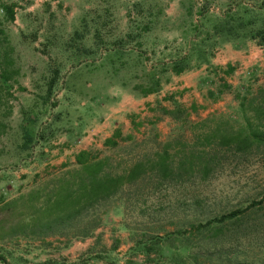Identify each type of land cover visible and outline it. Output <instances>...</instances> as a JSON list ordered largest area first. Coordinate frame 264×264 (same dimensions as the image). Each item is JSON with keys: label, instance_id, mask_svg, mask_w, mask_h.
Returning a JSON list of instances; mask_svg holds the SVG:
<instances>
[{"label": "rangeland", "instance_id": "rangeland-1", "mask_svg": "<svg viewBox=\"0 0 264 264\" xmlns=\"http://www.w3.org/2000/svg\"><path fill=\"white\" fill-rule=\"evenodd\" d=\"M259 3L260 0H0V6H14V22L3 23L0 28L13 48V68L18 71L9 82L11 89L0 82V197L4 201L17 197L49 175L59 173L63 166L72 165L68 162L55 171L59 164H48L51 159L43 149L73 148V144L65 142V133L75 129L79 119L85 120L86 128L91 127L111 117L123 99L142 98L138 87H146L151 66L184 50L188 41L204 39L217 17L242 8L253 10ZM203 7L208 9L205 16L199 13ZM261 15L256 16L261 19ZM261 25L256 23V27ZM214 39L217 46L213 55L223 47L222 38ZM120 41L122 54L113 50ZM81 59L82 66L75 67ZM85 61L93 65L85 67ZM55 69L60 71L59 80L47 96V83ZM208 88L209 84L196 81L185 92L181 90L180 99L184 105L201 100ZM212 89L219 91L217 86ZM159 102L172 107L159 99L154 103L155 111L148 108L150 118L143 116L144 120L138 121L130 114L139 125L132 138L137 143L146 142L147 148L155 149L176 138L192 140L191 125L212 114L201 106L197 112L184 106L185 120L170 121L166 116V122ZM201 102L206 109L209 107ZM157 119L161 120L157 123ZM26 133L32 136V142L25 150ZM126 137L129 136L117 140V148H93L87 152L101 156L115 153L130 145L122 141ZM140 188L142 196L138 201L131 195L126 205L117 202L103 217L102 226L87 239L67 242L52 237L18 238L0 242L4 264H15L18 258L39 264L46 256L68 264H125L128 259L139 264H264V211L249 209L235 225L225 222L223 230L228 231L223 236L209 231L213 225L220 226L214 219L246 209L252 201L264 197V158L236 170L226 169L207 182L191 180L161 187L151 196H147V185ZM207 223L211 225L206 228ZM177 229L182 235L159 242L147 259L130 251L142 233L163 236L165 230ZM228 237L236 240L220 243ZM113 246L117 249L110 251ZM13 258V263L9 262Z\"/></svg>", "mask_w": 264, "mask_h": 264}, {"label": "trees", "instance_id": "trees-1", "mask_svg": "<svg viewBox=\"0 0 264 264\" xmlns=\"http://www.w3.org/2000/svg\"><path fill=\"white\" fill-rule=\"evenodd\" d=\"M0 7V26L14 22V6L2 4ZM255 12L256 15L262 14L261 19ZM199 13L205 16L208 9L203 7ZM257 22H262V25L256 27ZM214 38H222L223 45L232 42L236 49L254 41L259 46H264V0H260L253 10L242 8L217 17L210 30L205 33L204 39L188 41L184 50L169 57L167 61L151 66L149 72L152 75L149 76L146 87H138L142 90L141 95L146 97L156 94L172 76L198 69L201 65L209 66L217 46L214 41L217 39ZM122 48L123 42L120 41L113 50L122 54ZM12 52L13 48L4 30L0 28V82L7 89H11L9 82L18 74L13 68ZM84 56L81 58L84 59ZM192 57L195 58L193 63ZM81 64L82 59L75 67L82 66ZM92 65L84 62L85 67ZM231 71L230 67L224 70L225 73ZM59 74V69L53 71L47 83V96L57 85ZM165 75L167 76L163 78ZM227 89L223 85L218 93ZM208 95L214 98L213 92ZM168 99L171 100L172 107L159 106L161 113L174 121L185 120L182 118L187 116V110L173 101L172 97ZM234 99L237 106L230 112H214L193 123L190 141L176 138L152 149L147 148L146 142L137 143L132 137H126L122 141L130 145L122 150L105 156L80 152L76 155L74 164L63 166L59 173L49 175L26 193L6 201L0 197V242L18 238L45 240L52 237L65 239L67 242L87 239L102 226L103 217L117 202L121 201L126 205L127 198H131V195L138 201L142 196L139 192L141 185H147V196H151L161 187L184 184L191 180L207 182L226 169L236 170L264 158V83L257 88L243 87L241 91L235 92ZM24 136L23 146L26 150L32 142V136L29 133ZM119 138L115 134L105 141L104 146L119 147ZM249 209L264 211V197L252 201L246 209H237L214 219L220 226L213 225L209 231L214 232V236L224 235L228 231L223 230L224 223L235 225ZM210 225L207 223L205 227ZM174 235H182V232L180 229L173 232L165 230L163 236L158 233L152 236L142 233L140 238L133 241L130 251L147 259L151 252L156 251L159 242L169 240ZM225 240L220 243L229 242L231 237ZM116 249L117 246H113L110 251ZM3 256H0L1 264L5 263ZM14 260L13 258L9 262L13 263ZM16 260L15 264H27L24 259ZM68 263L65 260H46L39 264ZM125 264L139 263L128 259Z\"/></svg>", "mask_w": 264, "mask_h": 264}, {"label": "crops", "instance_id": "crops-1", "mask_svg": "<svg viewBox=\"0 0 264 264\" xmlns=\"http://www.w3.org/2000/svg\"><path fill=\"white\" fill-rule=\"evenodd\" d=\"M227 67L231 68L232 71L230 73L224 72ZM220 70L221 74H219ZM196 81L200 82L201 85L209 84V88L202 95L201 100H193L188 105H184L183 100L180 99L182 91L185 92L186 89L191 88ZM263 83L264 46H259L255 41L247 42L241 49H236L232 44H225L219 52L215 53L209 66L193 69L179 76H172L170 81L163 84L160 91L156 94L138 99L133 98L134 96L132 99H123L112 110L111 117L104 121H99L91 127L86 128L85 120L78 121L75 129L72 131L67 130L65 133V142L73 144V148L62 149L61 146L52 149L50 146L49 148L43 149V151L45 152V156L51 159L48 164L52 166L59 164L54 169L56 171L68 162L74 164L75 157L80 152H87L93 148L99 150L104 149L105 141L112 138L115 134L120 137H132L135 129H139V125L138 123L135 124L137 121L130 114L137 116L138 121L140 119L144 120L143 116L150 118L151 116L147 113H149L150 109L151 112L155 111L153 107L156 100L160 99V101L169 102L172 105L171 100L168 99V97H172L173 101L180 105L183 104L182 106L190 109L191 112H197L201 106L202 110H206L207 114L209 112L228 113L237 106V102L234 99L235 92L241 91L243 87L248 86L257 88ZM223 85H226L228 89L223 90L220 94L212 89L213 86H217L221 90ZM209 92L214 93V98L209 97ZM226 97H229V99ZM201 101L209 104V107L206 109L205 104ZM159 103V106L165 107L162 106L161 102ZM163 119L166 122L168 119L174 121L172 118L167 119L166 116ZM160 120L157 119V123ZM46 252L47 250L43 251V253ZM50 257L46 256L41 262L58 260L51 259ZM30 260L34 259L32 258ZM29 262L27 264H32Z\"/></svg>", "mask_w": 264, "mask_h": 264}]
</instances>
